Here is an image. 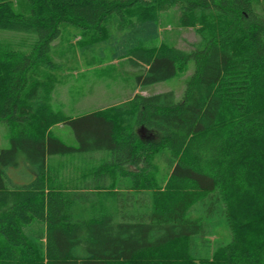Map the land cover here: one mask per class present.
<instances>
[{
	"label": "trees",
	"instance_id": "16d2710c",
	"mask_svg": "<svg viewBox=\"0 0 264 264\" xmlns=\"http://www.w3.org/2000/svg\"><path fill=\"white\" fill-rule=\"evenodd\" d=\"M14 1L0 0V31L19 35L0 41V264H264V0H20L26 15ZM173 8L188 51L159 41ZM62 24L139 68V88L192 62L181 97L52 109Z\"/></svg>",
	"mask_w": 264,
	"mask_h": 264
},
{
	"label": "rangeland",
	"instance_id": "374dc122",
	"mask_svg": "<svg viewBox=\"0 0 264 264\" xmlns=\"http://www.w3.org/2000/svg\"><path fill=\"white\" fill-rule=\"evenodd\" d=\"M13 7L15 11L26 15V7L20 0H15ZM177 15L176 8L157 15L159 41L188 51L190 45L197 42L198 38L193 30L177 27ZM17 38L19 35L14 32L0 31L2 42H14ZM86 38L87 34L62 24L60 34L51 43L52 49L49 53L52 67L49 73L56 80L51 92V108L71 118L84 115L90 109L98 110L96 109L98 106L117 104L124 99L121 97L125 96V93L120 91L123 81H125L123 89L127 86L125 90H128L130 85L134 86L135 75L140 73L139 68L129 66L125 60L112 61L111 53L106 49L102 51L97 46L94 52H88ZM192 68V62H188L173 78L147 85L138 94L148 95L172 91L175 100H178ZM50 130L51 134L65 145L74 144V137L68 126L57 124ZM7 137L8 129L5 124L0 123V148L7 147ZM18 170V168L8 169V177L14 178L19 175ZM215 237L225 239L226 233L218 230Z\"/></svg>",
	"mask_w": 264,
	"mask_h": 264
},
{
	"label": "crops",
	"instance_id": "0c3cea01",
	"mask_svg": "<svg viewBox=\"0 0 264 264\" xmlns=\"http://www.w3.org/2000/svg\"><path fill=\"white\" fill-rule=\"evenodd\" d=\"M115 61H117V60H115ZM124 82H125V81H123L122 86L120 87V88H121L120 91L123 92V93H125V96L121 97V98H124V99H122V100H121L120 102H118L117 104L114 103V104H109V105L98 106V107H96V109L100 110V109L108 108V107H111V106H114V105H118V104H120V103H122V102L128 100L129 98H131L134 94H136V93H141L140 90H143V88H139L138 86H135V84H134V86H133V84L130 85V86H129V89H128V90H125V89L127 88V86H125V89H123V87H124ZM125 91H126V92H125ZM94 109H95V108H94ZM94 109H92V110L90 109V111H86V112H87V113H88V112H91V111H93Z\"/></svg>",
	"mask_w": 264,
	"mask_h": 264
}]
</instances>
